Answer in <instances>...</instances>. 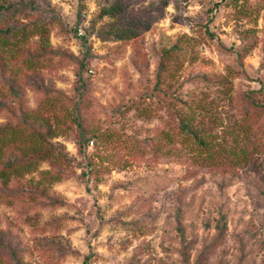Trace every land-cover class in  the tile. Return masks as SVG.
I'll use <instances>...</instances> for the list:
<instances>
[{
  "label": "rangeland",
  "instance_id": "1",
  "mask_svg": "<svg viewBox=\"0 0 264 264\" xmlns=\"http://www.w3.org/2000/svg\"><path fill=\"white\" fill-rule=\"evenodd\" d=\"M0 2V264H264V0Z\"/></svg>",
  "mask_w": 264,
  "mask_h": 264
},
{
  "label": "trees",
  "instance_id": "2",
  "mask_svg": "<svg viewBox=\"0 0 264 264\" xmlns=\"http://www.w3.org/2000/svg\"><path fill=\"white\" fill-rule=\"evenodd\" d=\"M19 10L20 7L16 3L0 2V18H12ZM27 30L28 29L25 27L16 26L0 28V49L5 50V48H8L12 51H19V46L23 44ZM21 61L25 67L36 66L38 64V59L30 56L23 57ZM22 111L24 122L18 125H3L0 127V159L5 148L8 146L16 147L21 153L20 158L7 160L6 163L0 166V177H7L8 175L17 173L19 170H28L36 163L38 158L56 157L57 153H59V151L56 152L54 147L50 144L47 146L44 144L48 143L44 136V134L48 135L46 131V122L43 119L39 120V123L43 125L45 133L35 130L32 127L28 129V126H30L26 123V120L29 119L27 118L29 116L28 109L25 108ZM180 126L181 129L191 132L195 137L197 136V132L190 127L187 121L183 120ZM106 135L107 133H102L101 135L97 133V140H104ZM23 139L31 142L32 145H25ZM89 141L92 142L93 139H88L86 137L84 139V144H87ZM201 142H203L202 139ZM84 262L85 264H90L88 255L84 257Z\"/></svg>",
  "mask_w": 264,
  "mask_h": 264
},
{
  "label": "built area",
  "instance_id": "3",
  "mask_svg": "<svg viewBox=\"0 0 264 264\" xmlns=\"http://www.w3.org/2000/svg\"><path fill=\"white\" fill-rule=\"evenodd\" d=\"M78 33H81L82 32V30H81V27H78Z\"/></svg>",
  "mask_w": 264,
  "mask_h": 264
}]
</instances>
